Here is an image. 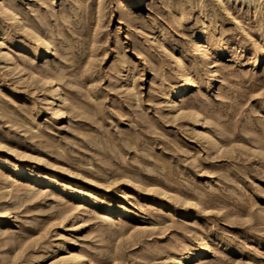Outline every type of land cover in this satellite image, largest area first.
<instances>
[{
  "label": "rangeland",
  "instance_id": "1",
  "mask_svg": "<svg viewBox=\"0 0 264 264\" xmlns=\"http://www.w3.org/2000/svg\"><path fill=\"white\" fill-rule=\"evenodd\" d=\"M182 259L264 264V0H0V264Z\"/></svg>",
  "mask_w": 264,
  "mask_h": 264
},
{
  "label": "bare ground",
  "instance_id": "2",
  "mask_svg": "<svg viewBox=\"0 0 264 264\" xmlns=\"http://www.w3.org/2000/svg\"><path fill=\"white\" fill-rule=\"evenodd\" d=\"M197 45H198L197 49H199L203 44H201V42H197ZM48 48H49L48 46H46L44 48V51H45L44 53H48L49 52V49ZM191 85H192L191 80L189 78H187L186 81L184 82V84H182V86L178 90H176L175 92H173L171 94V95L176 94L172 99L179 98L180 95H182L184 93L182 90H188V88ZM182 87H183V89H182ZM202 251L203 252H202L201 255H203L207 251H209V245L207 243L203 246ZM187 257H188V261H191L192 259H195L196 257H198V255L197 254H188ZM178 264H185V259L179 260L178 261Z\"/></svg>",
  "mask_w": 264,
  "mask_h": 264
}]
</instances>
